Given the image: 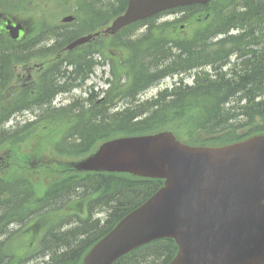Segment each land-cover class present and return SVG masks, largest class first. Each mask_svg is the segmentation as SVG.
Segmentation results:
<instances>
[{"label": "trees", "instance_id": "trees-1", "mask_svg": "<svg viewBox=\"0 0 264 264\" xmlns=\"http://www.w3.org/2000/svg\"><path fill=\"white\" fill-rule=\"evenodd\" d=\"M34 1L0 0V5L5 10L16 7L20 11ZM75 2L77 20L84 19L86 27L79 30L76 24L70 30L56 28L53 36L57 43L51 48L52 54L61 52L71 39L102 28L127 4V0ZM175 12L181 13L176 20L159 23L155 16L117 35L120 40L127 33L133 34L136 27L145 26L138 37L123 38L126 81L121 82L122 76L116 75L115 84L103 93L97 105L91 98L89 108L76 103L51 106L54 95L84 82L97 64L94 54L101 51L81 46L55 56L56 63L47 71L51 81L39 80L38 96L21 97L22 101L47 104L46 108L38 104L35 120L6 129L4 122L13 112H0V151L17 157L22 154L18 146L32 140L39 153L43 148L62 158L52 160L50 166L38 165V181H49L43 185L44 191L38 189L41 183L34 189L16 167L5 178L0 177V234H6L0 242V264L11 263H7L10 255L4 247L13 233L8 218L26 213L30 206L37 207L38 226L43 233L36 255L29 258L38 259L35 264H79L96 241L163 184L161 179L127 173L79 172L72 163L61 162L65 158L85 157L98 143L110 138L161 130H172L189 143L207 145L264 133V0H213L206 6L192 5ZM178 23L191 30L179 35L184 31L179 30ZM0 43V65L6 69L29 57L19 58L14 51L20 53L25 48L10 45L6 38H0ZM174 75L179 80L171 88L141 100L140 93L150 85ZM188 77L193 78L191 84L185 79ZM97 213L103 216L95 217ZM175 253L172 239H157L113 264H167Z\"/></svg>", "mask_w": 264, "mask_h": 264}, {"label": "water", "instance_id": "water-1", "mask_svg": "<svg viewBox=\"0 0 264 264\" xmlns=\"http://www.w3.org/2000/svg\"><path fill=\"white\" fill-rule=\"evenodd\" d=\"M208 1L128 0L105 33L167 8ZM7 29L16 38L20 26ZM89 39L80 37L67 48ZM75 167L164 180L89 249L81 264H112L166 237L178 246L168 264H264V134L218 147L186 145L169 131L120 137L103 142Z\"/></svg>", "mask_w": 264, "mask_h": 264}, {"label": "rangeland", "instance_id": "rangeland-1", "mask_svg": "<svg viewBox=\"0 0 264 264\" xmlns=\"http://www.w3.org/2000/svg\"><path fill=\"white\" fill-rule=\"evenodd\" d=\"M51 3L52 4H50L48 2L47 4L41 3V4L30 5L26 8V10H28L32 14L28 15L25 13H21L19 15V18L24 19V20H28L30 26L31 25L35 26L34 25V19H36L39 23V21L42 17H47L48 21H54L55 23H57V21L59 22V19H61L62 16L68 14V13H64L66 11L65 9L68 8L69 10H72V7H73L72 2L66 3V2H59V0H57V1L51 2ZM44 5H45V7H43ZM34 7L36 8L35 10H34ZM6 9H8V8H6ZM172 18H173V16H171V15H164V16L160 17L159 21L160 22L168 21ZM177 27L179 28L180 31H184V32L178 33L179 35L186 34V31L189 32L191 30L190 27L187 28V26H182L181 23H178ZM94 43H96L94 46L99 48V50L101 51V54L105 58L103 66L102 67L99 66L95 69L94 74L90 77V80L86 84L87 86L93 85V91L95 92L101 87L102 88L106 87V84L104 82L105 79L102 80L101 76L104 78L108 77L109 74L114 75V76H115V74H117L118 76H123L126 73V69L120 65V62L122 61V57L125 54L122 52L121 48H117V47L114 48L113 46H111V38L110 37H104V36L102 37L101 36ZM51 57H53V56H51ZM173 79L174 78L170 77V78L164 79L163 81H160L158 84H156V86H153L152 88H150L143 95V97L144 98L151 97L159 89L164 88L166 85L173 84ZM80 92H81V90L78 89L75 91H71L67 94L61 95L59 97V101L57 102V104H59V103L65 104L68 101H72L73 99H76L77 96L80 94ZM191 114L193 115L192 112H191ZM191 114L189 115V117H191ZM29 118H32V114L30 112L27 114L24 113V114L17 115L13 119V121L17 120V121H20L22 123ZM13 121L11 123H13ZM30 145H31L30 141L27 140V142H25L21 146V148H19V149L23 153H28L30 150ZM40 149L42 150V153H44L41 157L44 159V161L46 163L45 166H50V165H48L50 163L49 158H52L55 160H62V158L60 156H57L55 153L52 154L50 151H47L46 149H43V148H40ZM32 181L36 184L38 183V180H36L35 178H33ZM39 183H41V182H39ZM6 248L9 250L11 249V252L13 253V255L10 257V260H8L7 263H9V261H11L10 264H16L19 256H21L20 260L18 262V264H19L20 261H22L23 259L26 260L27 258L36 254V251L38 249V243L35 241V238H32L30 240L29 238H27V235L21 234L19 237H16L15 239L9 241V243H7Z\"/></svg>", "mask_w": 264, "mask_h": 264}, {"label": "flooded vegetation", "instance_id": "flooded-vegetation-1", "mask_svg": "<svg viewBox=\"0 0 264 264\" xmlns=\"http://www.w3.org/2000/svg\"><path fill=\"white\" fill-rule=\"evenodd\" d=\"M30 61V63L14 66V74L9 76L10 80L7 84V91L14 92L15 90L28 89L31 93H34V85L42 72H39L40 68L37 67L35 59ZM5 77L7 78L6 75L0 74V79H4Z\"/></svg>", "mask_w": 264, "mask_h": 264}]
</instances>
